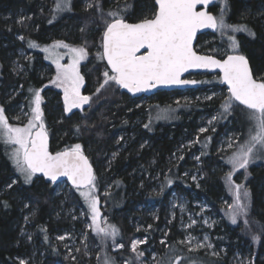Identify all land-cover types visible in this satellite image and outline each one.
<instances>
[{"label": "trees", "instance_id": "1", "mask_svg": "<svg viewBox=\"0 0 264 264\" xmlns=\"http://www.w3.org/2000/svg\"><path fill=\"white\" fill-rule=\"evenodd\" d=\"M154 1L69 0L59 11L56 0H0V107H3L9 124H13L14 111L23 105L31 113L34 92L41 89L43 121L50 136V150L81 145L82 152L94 166L97 197L107 223L119 230L115 242L124 244L122 249L112 251L106 239L101 243L99 236L95 234L94 240L90 233L89 243H79L77 257H68L53 236L79 224L62 216L56 217L58 202L53 194L56 183L36 175L30 183H25L11 159L16 146L0 140V264H20L21 259L26 258H34L26 264H101L106 254L113 255L116 261L125 259L123 254L128 252L134 235L129 217L144 219L137 207L148 203L159 207V218L154 224L164 225L172 190L194 194L220 213L222 218L214 231L222 235L221 242L226 244L229 252L234 244L249 245L251 261L248 264H264V154L248 164L239 183L248 192L246 198L243 196L247 212L237 214L233 224L230 212L221 205L222 199L230 198L228 189L232 180L229 181L227 172L218 168L222 158L214 153L215 138L228 129H235L244 140L250 126L245 116L247 110L237 102L230 112H223L221 106L229 93L223 101L218 98L204 102L186 101L183 108H175L172 105L182 90L157 91L149 96L132 98L121 92L115 82H109L97 92L104 80L103 72L109 70L98 54L92 52V60L81 67L85 81L82 92L91 97L82 112L65 115L60 92L46 86L51 77L43 72L48 62L38 45L56 40L74 45L89 43L101 53L103 31L106 23L113 19L108 15L110 11L119 12L117 19L136 22L153 17ZM89 4L92 7H88ZM222 9L227 25H243L248 29L236 33V52L248 59L253 75L264 80V0H216L209 7L217 18ZM217 34L216 31L199 35L196 46L204 36ZM22 51L25 57L20 55ZM16 62L23 66L21 71L14 69ZM109 74L112 73L109 71ZM194 77L196 87L185 89V92L196 94L209 88L224 90L218 74H196ZM141 98L148 100L150 108L153 104L171 105V119L166 123L153 119L154 108L150 115L149 107H136ZM212 110L216 111L217 117L214 132L208 129L197 133L195 146L200 148L204 176L195 184L182 174L181 164L172 159V154L181 136L196 132L198 114ZM137 119L141 123L136 122ZM119 137L120 141L117 140ZM111 153L113 155L109 156ZM144 171L165 174L161 191L154 192L145 185ZM104 183L111 186L103 194ZM83 190L70 187L68 200L81 202ZM146 218L148 223L153 222L149 216ZM25 231L31 233V240L23 234ZM151 232L156 234L155 230ZM167 239L173 243L171 234ZM157 247L162 252L161 247ZM177 255H181L179 264H232L228 255L213 256L201 250L186 249L183 254L173 249L171 256L168 250L161 253L160 264H175Z\"/></svg>", "mask_w": 264, "mask_h": 264}, {"label": "snow or ice", "instance_id": "2", "mask_svg": "<svg viewBox=\"0 0 264 264\" xmlns=\"http://www.w3.org/2000/svg\"><path fill=\"white\" fill-rule=\"evenodd\" d=\"M156 2L159 10L153 18H146L136 24L115 18L119 15L118 11L108 13L113 19L112 22L106 23L102 37L103 51L98 53V58L107 60L112 74L110 75L107 70L103 72L104 80L97 88V92L109 82H115L132 93L154 88L157 85L196 83V81L181 80L182 73L189 68H220L223 72L222 81L228 85L229 92L221 106L223 112H230L235 107L234 102H238L247 110L246 118L250 124L248 138L230 158L234 170L247 168L257 152L264 153V80L258 81L253 78L248 61L243 55H229L224 60L198 55L193 50L192 41L197 30L202 28H231L234 32L248 31V29L243 25H227L223 9L219 18L208 11L196 10L197 5L206 6L210 0H156ZM88 7L92 5L89 4ZM56 8H61L59 0ZM230 39L235 50L237 48L235 38L230 37ZM64 46L68 47V45ZM141 49H146L145 53L137 55ZM70 53L71 63L61 65L56 62L57 76L52 81L58 87L64 88L65 112H71L73 108H82L91 100L90 96L81 95L83 77L78 71V65L87 56V51L83 47L70 48ZM41 103L40 90H35L31 100V104L34 105L31 108L32 115L24 127L9 124L3 107H0V140L6 145H16L11 153V159L17 171L24 177L25 183H30L32 177L39 172L50 177L52 181H56L61 176L67 177L78 190L86 189L80 194L91 213L92 224L89 227L101 238V243L108 237L115 241V237L119 234L115 225L100 226L98 198L94 195L96 176L88 158L82 152L81 145L76 144L55 154L48 150V133L43 121ZM215 119L217 117H213V120ZM200 131L206 130L202 128ZM228 179L231 181V174ZM234 188L236 203L229 206L232 209L233 223L236 222L237 214L247 212V205L241 203L242 185L236 184ZM243 196L245 198L248 196L247 190L243 191ZM145 242L143 240L132 242L131 250L136 253L137 259L144 256V253L137 249L138 245ZM115 247L122 249L124 245L117 244ZM196 247H204V245L200 244ZM180 260V257H176L175 264H179ZM20 264L26 262L21 261ZM103 264H115V260L105 255ZM124 264H131V260H126ZM157 264L160 262L158 261Z\"/></svg>", "mask_w": 264, "mask_h": 264}, {"label": "rangeland", "instance_id": "3", "mask_svg": "<svg viewBox=\"0 0 264 264\" xmlns=\"http://www.w3.org/2000/svg\"><path fill=\"white\" fill-rule=\"evenodd\" d=\"M68 1L69 0H59V2L61 3V8H63L64 4H66ZM56 3H58V0H56ZM61 8L58 10H62ZM216 31L218 33L217 36H204L201 42L195 47V49L198 52L214 55L217 57H223L229 53H237L236 51L238 47L235 50L233 49L232 40L230 39V37L236 38V33L238 31L234 32L231 28H217ZM64 45H68V47H65ZM81 47L85 48L87 51V56L85 57V59L81 60L78 65V71L83 77V83L81 84L80 92L81 95L86 96L82 92L83 87L85 85V81L84 75L81 71V67L89 60H92V54H98L97 48L93 45H90L89 43H87L86 45H74L63 40H56L46 45L37 46V48L40 49L43 58L48 62V65L45 66L43 72L44 74L46 72V75L50 76L51 78L46 86L52 87L60 92L63 113L65 115H69L74 111L82 112L87 106V104L83 105L82 108H73L71 112H65L64 88L58 87L56 83L52 82L57 76L56 62L58 61L61 65H67L71 63L72 56L70 53V48ZM89 48L91 49V51H89ZM20 53L21 56H26L23 51ZM15 66L14 69H16L17 71H21L23 69V66L20 63L16 62ZM193 78L195 79V77ZM227 94L228 91L225 87L224 90L217 88H209L204 90L203 92H198L196 94H193L192 92H185V90H182L181 94L175 99V104H173L172 106H176L175 108H183V102L195 100H199V102H204L205 100H209L207 99V97L218 98L222 100ZM148 103L149 102L146 98H141L136 103V107L144 106L145 109H148L149 107L148 111L150 112V115L152 114L151 108H154L153 119H155L156 121L159 120L164 121L166 123L169 119H171L173 110L171 109L170 104V106H154L153 104L150 108V105H148ZM31 115L32 113H28L26 108H24L23 105H20L18 109L14 111V114L11 116V120L15 122L11 125L24 127L25 125H27L28 120L31 118ZM213 117H216L215 110H212L209 113H199L196 119V132L189 134L185 133L183 136H181L172 154V159L177 164H181L182 174L187 176L189 180L194 182L195 184H198V182L204 176L203 166L201 164L200 148H197L195 146L197 140V133L201 132L200 129L202 128L205 130L211 129L212 132H214L216 119L213 120ZM138 121L139 123H141V121L137 119L136 122ZM209 121H211V123H209ZM44 125L45 128H47L45 123ZM247 138L248 137H246V139L244 140H241L240 134L237 130L228 129L227 131H224L223 133L218 135L214 141V153L219 154V157L222 158V161H220L221 163L219 164L218 168H222L223 172H227L228 176L229 174H231V180L234 181H231L228 189V191L230 192V198L225 197L221 200V205L225 206L226 212H230V215H228L231 216V221L232 209H230L229 206L235 205L236 203L234 186L242 182L244 169L234 170L233 165L230 162V158L235 152L239 150L240 146L244 144ZM117 140L120 141V137ZM263 154L264 153L257 152L249 163L254 162L258 157L262 156ZM112 155L113 153H111L109 156ZM144 174V178L146 180L145 185L149 186L150 189L154 192L162 190L161 181L163 178H165V174H162L158 171L152 173L144 171ZM193 177H195V179H193ZM233 178H236V180H233ZM95 184L96 187L94 190V195L97 197V182H95ZM110 186L111 185L109 183L102 184L103 194L109 190ZM140 186L142 187L143 184H140ZM85 190L86 189H84L83 191ZM244 190L245 188L242 185L241 203H243ZM53 194L56 198V201L58 202V205H56L57 207L55 208V214H57L56 217L61 218L62 216L67 220H71L79 224L78 227L73 226L71 230L63 229L58 234H55L53 236V238H56V240L61 243L62 249L66 252L68 257H70L71 259H75L79 252V243H89L90 238L92 239V237L89 236L90 233L94 237L93 239L95 240L96 233L92 230V228L89 227V225L92 224L91 213L88 209L86 201L81 196V194V202L68 200V196L70 197L71 194L70 186L67 184L66 181L56 183ZM166 206V216L164 217L166 219V223L164 225H160L159 227L154 224L159 218V207H154L148 203L141 204L137 207L144 219L141 220L138 218L134 219L132 217H129V225L134 231V235L132 236L128 245V252L125 251L126 254H123L126 256L125 259H122L120 261H116L114 259L115 264H124L126 260H131V264H157L158 261L160 262L161 253H166L168 250L171 256L173 249H175L177 253L182 254L183 249H193V251L201 250L204 253L213 256L228 255L229 262L232 264H248L251 261L250 252L248 251L249 245L241 247L234 244L231 247L232 251L229 252L226 244H222V235L217 234L214 231V228H216V226L220 224V220L222 217L220 216V213H217L215 210L210 208V206L203 199L197 198L194 194H187L185 190H183V192L181 193L172 190L168 197ZM98 208L100 211V226L105 227L109 224L107 223V216L103 213L99 198ZM146 216L152 218L153 222L148 223V221L146 220ZM193 221H195L194 224ZM151 230H155L156 234L151 232ZM23 234L29 237V240H31V233L29 231H25ZM169 234H171V238H173V243H170L167 239ZM60 237H64V239H60ZM117 237L118 235L116 236V238ZM205 237H207V239H205ZM106 240L108 241V247L110 248V250H120L116 248L115 245L121 243L113 241L111 237L106 238ZM136 240L146 241L144 244L138 245L137 250L139 252L144 253V256L140 257L139 259L136 258V253H133L131 250L132 242ZM161 241H165V243L162 244ZM253 243H255V241H253ZM200 244L204 245V247L197 248L196 246ZM208 245H211V247H208ZM157 246L161 247L162 252L157 250ZM34 253L35 252H33V254ZM108 256L114 258L113 255L108 254ZM177 256L180 257L181 255ZM104 257L105 255L102 257L101 264H103ZM29 260L34 261V258L21 259V261L25 262Z\"/></svg>", "mask_w": 264, "mask_h": 264}, {"label": "water", "instance_id": "4", "mask_svg": "<svg viewBox=\"0 0 264 264\" xmlns=\"http://www.w3.org/2000/svg\"><path fill=\"white\" fill-rule=\"evenodd\" d=\"M216 0H210V3L208 5H197V11H200V10H205V11H208L210 14L213 15V13L209 10V7L212 3H214ZM155 2V13L159 10V5L157 4L156 0L154 1ZM154 13V14H155ZM154 16V15H153ZM153 17L151 18H148V19H152ZM125 21V20H124ZM142 20L140 21H136V22H129V21H125L126 23H129V24H136V23H139L141 22ZM112 22V21H111ZM106 29V27H105ZM104 29V31H105ZM217 30L216 29H213V28H202V29H198L195 36L193 37V41H192V46H193V50L197 52L198 55H203V56H213L215 59L217 60H224V59H227V57L229 55H242L240 53H231V54H227L223 57H217V56H214V55H209V54H205V53H201V52H198L195 47H196V43H197V38L199 35L203 34V33H215ZM103 31V33H104ZM102 37H103V34H102ZM103 51V48H102V38H101V52ZM146 49H141L140 52L137 53V55H143L145 53ZM245 57V56H244ZM246 58V57H245ZM246 60L248 61V59L246 58ZM107 69L110 71V66H108L107 64V60L106 59H103ZM248 66H249V69L251 71V74L253 76L254 79L258 80L254 75H253V72H252V69H251V66L249 64V61H248ZM111 72V71H110ZM196 74H218L220 76V79H221V82L223 84V86L226 88V90L228 91V85L226 83H224L222 81V77H223V72L221 71L220 68H189L186 72L182 73L180 79L181 80H187V81H195V79L193 78L194 75ZM116 84V83H115ZM116 86L119 88V90L125 94H127L128 96L132 97V98H135V97H140V96H149V95H152L154 94L155 92L157 91H172V90H185V89H188V88H194L196 87V83H189V84H172V85H157L156 87L154 88H150V89H147V90H144V91H140V92H137V93H132V92H129L127 89L125 88H122L120 87L119 85L116 84ZM229 93V92H228ZM238 103V102H237ZM239 104V103H238ZM47 131V130H46ZM48 133V132H47ZM48 150L52 153V154H55L57 152H61V151H64V150H59V151H51L50 150V136L48 134ZM84 154V153H83ZM85 155V154H84ZM86 156V155H85ZM87 157V156H86ZM88 158V157H87ZM88 162L89 164L91 165L92 169H93V172L95 174V170H94V166L93 164L91 163V161L89 160L88 158ZM36 176H40L42 178H44L45 180H47L48 182H53V183H59V182H63V181H66L67 184L72 187V188H75L77 189L71 182V180H69L67 177H64V176H61V177H58V179L56 181H52L50 179V177L48 176H45L43 173H36L35 174ZM83 189V188H81Z\"/></svg>", "mask_w": 264, "mask_h": 264}, {"label": "flooded vegetation", "instance_id": "5", "mask_svg": "<svg viewBox=\"0 0 264 264\" xmlns=\"http://www.w3.org/2000/svg\"><path fill=\"white\" fill-rule=\"evenodd\" d=\"M196 44H197V43H196ZM194 76H195V75H194ZM194 76H193V77H194Z\"/></svg>", "mask_w": 264, "mask_h": 264}]
</instances>
